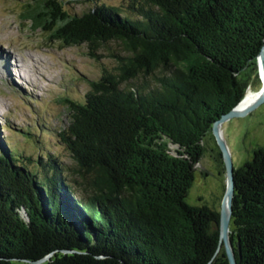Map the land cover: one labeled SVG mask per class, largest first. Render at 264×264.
Segmentation results:
<instances>
[{
    "label": "trees",
    "instance_id": "trees-1",
    "mask_svg": "<svg viewBox=\"0 0 264 264\" xmlns=\"http://www.w3.org/2000/svg\"><path fill=\"white\" fill-rule=\"evenodd\" d=\"M24 6L22 18L52 39L94 56L116 39L123 53L82 98L65 97L69 122L50 128L70 163L0 143V264L50 252L42 264H230L224 246L215 256L220 211L187 196L205 136L258 68L264 0L97 2L79 14L63 0ZM234 179L238 264H264V147Z\"/></svg>",
    "mask_w": 264,
    "mask_h": 264
},
{
    "label": "rangeland",
    "instance_id": "rangeland-1",
    "mask_svg": "<svg viewBox=\"0 0 264 264\" xmlns=\"http://www.w3.org/2000/svg\"><path fill=\"white\" fill-rule=\"evenodd\" d=\"M27 1L0 0V143L19 146L35 157L42 150H51L70 163L66 147L50 128L61 129L69 122L65 97L82 98L89 89V79L98 78L104 67L114 68L116 59L112 52L123 53V45L110 40L94 56L88 44L67 45L52 39L50 32L34 30L30 21L22 18ZM63 1L69 11L79 14L97 2L120 5L124 0ZM243 77L249 82L247 93L262 90L259 62L256 70H247ZM222 124L235 168L264 147V103ZM204 145L206 150L195 165L187 201L220 211L227 176L214 134L205 136Z\"/></svg>",
    "mask_w": 264,
    "mask_h": 264
},
{
    "label": "water",
    "instance_id": "water-1",
    "mask_svg": "<svg viewBox=\"0 0 264 264\" xmlns=\"http://www.w3.org/2000/svg\"><path fill=\"white\" fill-rule=\"evenodd\" d=\"M259 66L261 69V77L263 81L262 90L257 93L256 97L249 101L244 106H241L243 101L246 99L248 93L244 96V98L235 106V108H232L230 111L224 113L220 118H218L212 127V132L214 134V137L216 138V141L219 145L223 161L225 165L226 170V176H227V186L226 191L224 194V197L221 202L220 207V241L219 246L216 251L215 256L219 253L222 246L225 247L227 256L229 258L228 261H230V264H238L235 248L233 247L234 244L231 240L230 236V228H231V218H232V212H233V198L235 195V166L233 165V158L232 154L229 150V147L227 145V142L225 141L223 134H222V123L225 121L239 115H243L247 113L248 110H250L252 107H254L257 104L264 103V45L259 53L258 57ZM65 252H74L73 250H63ZM52 256V253L38 259V260H27L34 264H42L46 261H48ZM215 256L213 258H215Z\"/></svg>",
    "mask_w": 264,
    "mask_h": 264
},
{
    "label": "bare ground",
    "instance_id": "bare-ground-1",
    "mask_svg": "<svg viewBox=\"0 0 264 264\" xmlns=\"http://www.w3.org/2000/svg\"><path fill=\"white\" fill-rule=\"evenodd\" d=\"M256 95H257V93H253V94L247 95L246 99L243 101V103L241 104V106H244L249 101H251L252 99H254L256 97Z\"/></svg>",
    "mask_w": 264,
    "mask_h": 264
},
{
    "label": "flooded vegetation",
    "instance_id": "flooded-vegetation-1",
    "mask_svg": "<svg viewBox=\"0 0 264 264\" xmlns=\"http://www.w3.org/2000/svg\"><path fill=\"white\" fill-rule=\"evenodd\" d=\"M225 172H226V170H225Z\"/></svg>",
    "mask_w": 264,
    "mask_h": 264
}]
</instances>
